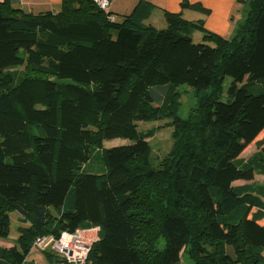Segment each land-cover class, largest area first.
Wrapping results in <instances>:
<instances>
[{"label":"trees","instance_id":"trees-1","mask_svg":"<svg viewBox=\"0 0 264 264\" xmlns=\"http://www.w3.org/2000/svg\"><path fill=\"white\" fill-rule=\"evenodd\" d=\"M237 1L245 14L229 38L181 13L146 23L145 3L118 20L94 0L40 13L0 2V239L13 212L21 224L0 264L96 227L86 264H264V184L251 182L264 175V138L241 157L264 131V0ZM183 84L197 99L186 118ZM153 121L173 128L163 156L156 131L139 128ZM115 138L132 143L106 148Z\"/></svg>","mask_w":264,"mask_h":264},{"label":"crops","instance_id":"crops-1","mask_svg":"<svg viewBox=\"0 0 264 264\" xmlns=\"http://www.w3.org/2000/svg\"><path fill=\"white\" fill-rule=\"evenodd\" d=\"M5 0H0V2ZM14 7L23 9L27 12L40 13L44 11H59L63 0H7ZM111 12L118 20L132 13L138 4L145 3L151 6V14L146 23L155 26L166 27L165 12L181 13L182 17L189 21L201 20L205 28L215 34L229 38L234 35L242 22L245 7L237 0H189L192 3L200 2L210 12L203 13L193 9H182L183 0H110ZM160 24V25H157ZM197 31L199 29H196ZM201 31V30H200ZM194 34V33H193ZM20 220V215L16 214ZM0 245L7 246L3 241ZM10 247V246H8ZM30 256V255H29ZM28 256V258H29Z\"/></svg>","mask_w":264,"mask_h":264},{"label":"rangeland","instance_id":"rangeland-1","mask_svg":"<svg viewBox=\"0 0 264 264\" xmlns=\"http://www.w3.org/2000/svg\"><path fill=\"white\" fill-rule=\"evenodd\" d=\"M193 38L196 43L202 42L203 32L200 30L198 31L196 30L193 34ZM231 82H232V78L227 77L223 83V89H224L223 99H225L227 95V90ZM178 88L181 91L179 98V100L181 101L179 107V115L183 118H186L188 117L192 109L196 107L197 99L193 89L188 85L183 84L180 85ZM166 122L167 121H153V122H141L139 124V128L141 130L147 131L150 129H154L156 131V134L150 139V142L153 147V152L155 155L163 156L168 151H170L172 147L173 128L167 126ZM263 138H264V131L258 135L255 141H253L251 144H249L246 147V149L241 154V157L247 159L250 156H252L257 151L256 141L261 140ZM129 143H132V141L129 139L115 138L111 140H106L104 144L106 148H111L114 146L125 145ZM251 182L257 184H264V175L256 174ZM245 183H247V181H237L235 184L239 185ZM16 214L17 212L12 213V228H11L10 236L6 240L0 239V241H3V243H5V245L7 246H14L18 242V238L20 235L19 227L21 226V224L20 221L16 218ZM262 224H264V219L262 220ZM98 231L99 228L97 227L93 229L82 230L84 234V238L86 240H89L91 245L93 244L94 241L97 240ZM49 238H51V236L42 237L40 243L35 244L38 247L32 248L26 264H50V259L46 251L49 252L52 251L50 247H48V249L45 248L46 246L45 243L48 241ZM181 264H194V263L186 255H183Z\"/></svg>","mask_w":264,"mask_h":264},{"label":"built area","instance_id":"built-area-1","mask_svg":"<svg viewBox=\"0 0 264 264\" xmlns=\"http://www.w3.org/2000/svg\"><path fill=\"white\" fill-rule=\"evenodd\" d=\"M102 9H109L111 5L110 0H94ZM41 238L36 241L39 244ZM45 248H51V251L68 262L74 264H86L91 250V243L84 238L82 231L75 233H63L60 238H49L45 243Z\"/></svg>","mask_w":264,"mask_h":264}]
</instances>
